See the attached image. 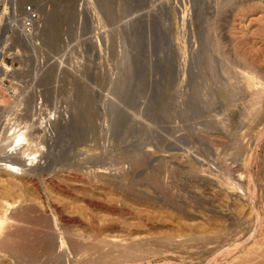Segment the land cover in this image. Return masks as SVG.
Instances as JSON below:
<instances>
[{
    "label": "rangeland",
    "instance_id": "obj_1",
    "mask_svg": "<svg viewBox=\"0 0 264 264\" xmlns=\"http://www.w3.org/2000/svg\"><path fill=\"white\" fill-rule=\"evenodd\" d=\"M30 4V37L0 18V199L25 236L0 264H264V0Z\"/></svg>",
    "mask_w": 264,
    "mask_h": 264
},
{
    "label": "bare ground",
    "instance_id": "obj_2",
    "mask_svg": "<svg viewBox=\"0 0 264 264\" xmlns=\"http://www.w3.org/2000/svg\"><path fill=\"white\" fill-rule=\"evenodd\" d=\"M229 1H231V0H229ZM222 2V1H221ZM223 4V3H222ZM225 5V4H224ZM224 7V6H223ZM10 7H8V9L6 10V12L5 13H3L2 15H0V18L4 21V22H6V24H5V26L8 28V29H10L11 27H13V23H14V20L12 19V17H11V15H12V13H11V11H10V9H9ZM61 8V7H60ZM60 8H58V9H60ZM225 9V8H224ZM58 11V10H57ZM62 12V11H61ZM218 22V21H217ZM216 24V23H215ZM54 27V26H53ZM216 27V26H215ZM214 28V27H213ZM52 29H54V28H52ZM53 31V30H52ZM216 31V30H215ZM215 31H214V33H215ZM54 32V31H53ZM25 35V34H24ZM215 35V34H214ZM26 36V35H25ZM216 37V36H215ZM213 38H214V36H213ZM211 40V39H210ZM213 41V40H212ZM211 41V42H212ZM217 41V40H216ZM214 46H215V44H214ZM218 48V47H217ZM214 49H215V47H214ZM220 49V48H219ZM216 50V49H215ZM214 50V51H215ZM218 50V49H217ZM8 69V71H9V67L5 64V63H3V62H1L0 63V70L1 69ZM2 71V70H1ZM7 71V70H6ZM260 82V81H259ZM249 84V83H248ZM253 91V90H252ZM255 92V91H254ZM261 92V91H260ZM263 93V92H262ZM228 94V93H227ZM256 94H258V93H256ZM259 95V94H258ZM262 96V95H261ZM253 97V96H252ZM229 98H231V97H229ZM260 98H262V97H260ZM257 99V98H256ZM261 100V99H260ZM259 100L257 99V102H258ZM261 103V102H260ZM230 105H231V103H230ZM258 105V104H257ZM255 107V106H254ZM260 107V106H259ZM255 109V108H254ZM29 135V134H28ZM17 138H18V141H23V142H25V141H29L30 139H29V137L27 136V134L26 133H21L19 136L17 135ZM29 140H28V139ZM13 139H15V138H13ZM16 140V139H15ZM14 142V141H13ZM33 142V141H32ZM18 143V142H17ZM21 143V142H20ZM30 143V142H29ZM15 144V143H14ZM3 145V144H2ZM23 145V144H22ZM31 145V144H30ZM13 146V145H12ZM30 149V148H29ZM29 151V150H28ZM25 152V151H24ZM1 153V152H0ZM11 153V152H10ZM28 153V152H27ZM2 154H4V153H2ZM12 154V153H11ZM26 154V153H25ZM33 154V153H32ZM13 155V154H12ZM34 155V154H33ZM5 156V155H4ZM15 156V155H14ZM19 156V155H18ZM29 156V155H28ZM36 157V156H35ZM37 158V157H36ZM89 158V157H88ZM92 157H90V159H91ZM93 158H94V156H93ZM33 159V158H32ZM86 159V158H85ZM89 159V160H90ZM100 159V158H99ZM30 160V159H29ZM36 160V159H35ZM88 160V159H87ZM94 160V159H93ZM4 161V160H3ZM15 161V160H14ZM33 162V161H32ZM99 162V161H98ZM135 162H137V160H135ZM29 162H28V160H26V159H24V157H18V159H17V161H15V162H13V161H11V162H9V161H7L6 160V163L4 162V165H2L3 167H4V169L6 170L5 172H8L10 175L11 174H14V173H17V172H19V171H24L25 172V170H24V168H27V167H29L30 165L28 164ZM34 163V162H33ZM83 163V162H82ZM89 163H91V162H89ZM97 163V162H96ZM136 164V163H135ZM82 165V164H81ZM136 166V165H135ZM41 167V166H40ZM96 167V166H95ZM106 168V167H105ZM108 168V167H107ZM34 169V168H33ZM76 169V168H75ZM107 170V169H106ZM15 171H17V172H15ZM36 171V170H35ZM65 171V170H64ZM80 171V170H79ZM90 171V170H89ZM92 171V170H91ZM29 172H30V170H29ZM98 172V171H97ZM88 173V172H87ZM25 174V173H24ZM27 175L25 176V182H28V183H30V184H32V185H34L36 188H39V184H38V182H37V180H35L31 175H29L28 173H26ZM195 174V173H194ZM205 174V173H204ZM67 175V174H66ZM77 175V174H76ZM90 175H91V173H90ZM98 175V174H97ZM157 175V174H156ZM159 175V174H158ZM11 177V176H10ZM14 177V176H13ZM78 177V176H77ZM80 177H82V176H80ZM102 177V176H101ZM159 177V176H158ZM12 178V177H11ZM48 178V177H47ZM85 178V177H84ZM92 178V177H91ZM86 179V178H85ZM103 179V178H102ZM105 179V178H104ZM107 179V178H106ZM151 180H152V182H154V183H158V181L159 180H157L156 181V179L157 178H155L154 176H152V178H150ZM22 180V179H21ZM161 180V179H160ZM3 182V181H2ZM96 182V181H95ZM108 182V181H107ZM24 183V182H23ZM65 183V182H64ZM91 183V182H90ZM98 183V182H97ZM154 183H153V185H154ZM10 184V183H9ZM25 184V183H24ZM50 184H52L53 185V187H55L56 189H58V190H60V191H67L68 189H67V187H66V185H64L63 183H61V182H59V181H57L56 179L55 180H50ZM159 184V183H158ZM157 184V185H158ZM163 184V183H162ZM19 185V184H18ZM23 185V184H22ZM94 185V184H93ZM156 185V184H155ZM10 186V185H9ZM26 186V185H25ZM50 186V185H49ZM108 186V185H107ZM125 186V185H124ZM12 187V186H11ZM15 187V186H14ZM121 187V186H120ZM128 187V186H127ZM126 187V188H127ZM156 187V186H155ZM69 188V187H68ZM21 189V188H20ZM46 189V188H45ZM10 190V189H9ZM12 190H13V188H12ZM11 190V191H12ZM37 190V189H36ZM35 190V191H36ZM159 190H161V189H159ZM6 194V193H5ZM1 198V197H0ZM1 201H0V256L2 255V254H4V252H6L5 254H7V252H8V250L11 248V246L13 247L15 244H13V242L15 241V243H17V244H19V246H21L20 245V243H22V242H20V240L21 239H23V237H25V236H21V235H24V234H22L23 232H19L20 231V229H18L19 228V225L17 224V222H16V224L18 225V226H16L15 224H13L14 226H12L13 228L16 226L17 228H15V230L12 228V227H10L9 225H12V224H10L9 223V221H13V220H11L12 218H14L15 217V215H14V217H11V216H13V215H11L10 213H12V214H15V213H13V212H11L14 208H15V203H10L9 201H4V198H2V199H0ZM6 200V199H5ZM8 200V199H7ZM21 200V199H20ZM13 202V201H12ZM15 202V201H14ZM20 203V202H19ZM94 202H90V204L89 203H87V204H89V205H94L93 204ZM24 204V203H23ZM18 205V204H17ZM106 205V204H105ZM19 206V205H18ZM98 206V205H97ZM95 207V206H94ZM112 208V207H111ZM31 211V210H30ZM61 211V210H60ZM59 211V212H60ZM10 212V213H9ZM22 212V211H21ZM27 213V211H24V213ZM29 212V211H28ZM32 212V211H31ZM17 213V216L20 218V216H22V215H20V213L18 214V212H16ZM23 214V213H22ZM27 214H25V216H26ZM59 215V214H58ZM16 216V217H17ZM29 216V215H28ZM17 217V218H18ZM43 217V216H42ZM17 218L16 219H14V220H17ZM19 218H18V220H19ZM22 218V217H21ZM24 218H26V217H24ZM63 220L65 219L64 218V215H63ZM28 219V218H27ZM32 219V218H31ZM34 219V218H33ZM32 219V220H33ZM17 220V221H18ZM24 220V219H23ZM30 220V219H29ZM38 220V219H37ZM91 220V219H90ZM25 221V220H24ZM20 222V221H19ZM34 222H35V220H34ZM65 222H67V223H73V219H65ZM64 222V223H65ZM15 223V222H14ZM22 223V222H21ZM31 223H32V221H31ZM38 223V222H37ZM63 223V224H64ZM25 224V223H24ZM92 224V223H91ZM97 224V223H96ZM26 225V224H25ZM66 225V224H65ZM70 225V224H69ZM44 226V225H43ZM46 226V225H45ZM8 227H10V229H13L14 230V232L12 231V230H10ZM20 227H21V224H20ZM26 227V226H25ZM34 227V226H33ZM46 227H48V226H46ZM51 227V226H50ZM93 227H94V225H93ZM24 228V227H23ZM22 228V229H23ZM49 228V227H48ZM97 228V227H96ZM18 229V231H16ZM26 229H28V228H26ZM51 229V228H50ZM49 229V230H50ZM25 230V229H24ZM29 230H31V231H34V230H32V229H29ZM28 230V231H29ZM38 230H40V229H38ZM22 231V230H21ZM56 231V230H55ZM36 232V231H35ZM39 232V231H38ZM25 233H26V231H25ZM67 233V232H66ZM66 233H64V234H66ZM69 233H70V231H69ZM38 234V233H37ZM26 235V234H25ZM30 235V234H29ZM35 235V234H34ZM39 235V234H38ZM42 235V234H41ZM67 235V234H66ZM26 236H28V235H26ZM44 236H46V235H44ZM43 236V237H44ZM50 236V235H49ZM49 236H46V237H44V239L42 238V240L40 239H38L39 240V243L40 244H42L41 246L43 247V250H44V252L45 251H48L49 250V248L51 247V244H52V237L50 238ZM70 236V235H69ZM75 236V235H74ZM202 237H205V236H202ZM36 238V237H35ZM68 238V237H67ZM81 238V237H80ZM100 238V237H99ZM110 238V237H109ZM25 239H27L26 241H28V238H25ZM33 239V238H32ZM73 240L72 241H74V238H72ZM191 239V238H190ZM38 240H36L37 242H38ZM54 240V239H53ZM77 240V239H76ZM74 241V243L75 242H77V241ZM100 240V239H99ZM99 240H97V241H99ZM105 240V241H104ZM108 240V239H107ZM23 241V240H22ZM25 241V242H26ZM55 241V240H54ZM81 241V240H80ZM94 241V240H93ZM103 241L104 242H106V239H102V241L100 240L99 241V243L97 242V244H100V243H103ZM109 241V240H108ZM107 241V242H108ZM24 242V241H23ZM24 242V243H25ZM83 242V241H82ZM110 242H112V241H109L108 242V244L110 243ZM28 243V242H27ZM35 243V242H34ZM90 243V242H89ZM93 243V242H92ZM94 243H95V241H94ZM12 244V245H11ZM32 244V243H31ZM57 244V243H56ZM85 244V243H84ZM88 244V243H87ZM91 244V243H90ZM105 244V243H104ZM25 245V244H24ZM37 245V244H36ZM72 245H73V243H72ZM74 245H76V243L74 244ZM103 244H101L100 246H102ZM26 246V245H25ZM30 246V245H29ZM34 246V245H33ZM40 246V245H39ZM38 246V247H39ZM70 246V245H69ZM68 246V247H69ZM84 246V245H83ZM92 246V245H91ZM93 246L94 247H96L94 244H93ZM99 246V245H98ZM104 246V245H103ZM102 246V247H103ZM15 247H16V245H15ZM37 247V246H36ZM24 248V247H23ZM33 248H35V247H33ZM75 248V247H74ZM74 248H73V250H74ZM97 248V247H96ZM100 248V247H99ZM17 249H18V247H17ZM62 249V248H61ZM81 249V248H80ZM94 249V248H93ZM101 249V248H100ZM110 249H111V247H110ZM13 252H15L14 250H12ZM42 251V250H41ZM40 251V252H41ZM12 252V253H13ZM30 252V251H29ZM39 252V253H40ZM66 252V251H65ZM107 252V251H106ZM54 253V252H53ZM63 253V252H62ZM81 253V252H80ZM97 253H98V251H97ZM262 255V254H261ZM263 255H264V253H263ZM56 256H57V254H55V256H54V258L56 259ZM59 256V255H58ZM57 256V257H58ZM64 256V255H63ZM43 257V256H42ZM60 257V256H59ZM58 257V258H59ZM62 257V256H61ZM50 258H52V257H50ZM53 258V259H54ZM58 258L56 259L57 261H58ZM64 258V257H63ZM63 258L61 259L60 258V260L58 261V264H59V262L61 263V261L63 260ZM67 258V257H66ZM30 259V258H29ZM84 260V259H83ZM46 261V260H45ZM55 261V260H54ZM56 261V262H57ZM86 261V260H85ZM2 262V261H1ZM37 262V261H36ZM35 262V263H36ZM39 262V261H38ZM37 262V263H38ZM47 262V261H46ZM64 262H66V261H64ZM64 262L62 261V264H64ZM71 262V261H70ZM28 263V262H27ZM34 263V264H35ZM56 264V263H55Z\"/></svg>",
    "mask_w": 264,
    "mask_h": 264
},
{
    "label": "built area",
    "instance_id": "obj_3",
    "mask_svg": "<svg viewBox=\"0 0 264 264\" xmlns=\"http://www.w3.org/2000/svg\"><path fill=\"white\" fill-rule=\"evenodd\" d=\"M19 0H0V15L6 12L8 7L14 20L13 25L24 33L26 36H32L41 26L42 16L36 9L35 5H25L20 12H17Z\"/></svg>",
    "mask_w": 264,
    "mask_h": 264
}]
</instances>
